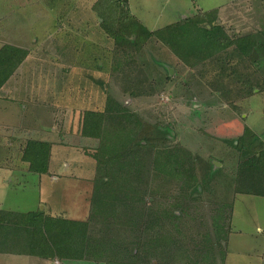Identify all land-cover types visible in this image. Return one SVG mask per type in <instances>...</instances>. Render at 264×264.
<instances>
[{
	"label": "rangeland",
	"instance_id": "374dc122",
	"mask_svg": "<svg viewBox=\"0 0 264 264\" xmlns=\"http://www.w3.org/2000/svg\"><path fill=\"white\" fill-rule=\"evenodd\" d=\"M95 1L0 0V48L10 42L16 45L20 43L21 46L18 47L29 50L21 62L8 66V69L15 67L14 72L0 86V216L7 215L10 211L8 213L22 214V219L44 217L49 219L51 226L61 225L66 234L70 227L83 223L87 226L92 206L98 198L96 194L101 185L99 179L103 176L114 179L110 166L115 167L120 160L112 153L107 139L108 146H102L100 138L83 135L81 129L85 113L91 109H104L106 95L110 93L147 121L168 125L174 131L171 137L173 143L186 146L195 156L193 158L198 159L199 165H196L200 168L199 173L205 171L200 164L208 163L209 160L221 167L218 182L208 186L206 192L203 190V195L198 200L200 217H206L207 221L203 225H208L211 235L215 234L217 226L213 225L212 217L219 218L215 217V210L218 207L221 219L231 208L230 230L225 228L222 239L225 264H264V196L241 194L239 191L234 192L229 186L235 183L233 178L239 162L249 153L244 151L245 154H240L231 140L237 138L242 127L248 125L251 132L246 135V142L264 144V76L258 78L260 86H256L251 95L233 96L230 103V99L228 102L221 100L218 103L216 98V103L209 107L208 104L204 105L206 99L194 96V77L202 76L197 73L193 76L190 67L185 66L170 49L154 40L155 43L148 48L151 51L144 48L140 50L138 57L151 61L147 58L150 53L165 65L159 69H151L155 78L153 88H146L144 95L139 97H130V86L133 89L136 86L129 79L131 76H125L122 80L119 76L117 80L118 74L114 73L116 78L111 74L123 72L124 69H118L111 61L114 41L101 29L100 23L96 28L98 12L94 10L93 14L90 10L94 9ZM128 1L132 14L149 30L164 27L182 17L194 15L199 10L213 8L220 10L222 22L232 24L237 30L252 29L257 32L264 27L262 21H259L261 16L253 8L258 0ZM52 4L56 13H50V9L46 7ZM69 11L71 14L67 15L68 22L74 17L81 22L82 17L85 19L84 24L95 20L94 27L89 29L88 25H80V32L75 30L73 39L63 38L64 29H55V19L62 15V23H65V14ZM253 15L258 17L255 23L249 21ZM253 19L256 20V17ZM81 34L87 38L82 39ZM257 35L260 36V33ZM35 38L37 45L32 42ZM93 39L95 43L96 39L100 41V46L96 44L99 51H92ZM68 41L72 51L85 50L83 55L80 52V56L88 57V70L84 67L79 71L89 74L93 72V79H78L77 74L73 73L76 70L66 68L68 62L63 60L66 55L62 49ZM83 42L85 45L82 48L79 46L78 50V43L83 45ZM219 54L223 58L233 55L228 48L221 50ZM259 56L264 68V53L257 57ZM72 58L76 59L77 55L73 54ZM166 65L169 76L165 70ZM8 69L4 71V77ZM252 70V81L243 83L246 85L241 88L245 91H249L256 77H259ZM131 73L135 77L136 72ZM225 76L223 86L228 89L232 87V82L243 79L232 72ZM4 77H0V84ZM7 92L10 93L8 98L5 96ZM209 99L208 97V101ZM105 130L109 131L108 128ZM225 138L230 140L225 141ZM108 140L113 139L109 137ZM33 142L46 143V149H49L46 167L42 165L44 158L36 159L41 163L36 162L40 166L38 172L30 170L34 160L27 157V148ZM126 161L128 167L118 171L123 172L121 179L132 167L130 156ZM243 179L240 187L246 184ZM107 186L113 187L114 184L108 183ZM186 192L190 194L189 190ZM186 192L177 194L181 201L186 198ZM106 219L111 221L108 217ZM0 228L3 230L2 226ZM1 229L0 233L3 232ZM99 234L101 236L104 233ZM73 235L75 237L74 232L72 237ZM7 236L9 235L4 234V238L0 236V264H56L55 259L60 264H100L59 257L54 259L37 255H9ZM132 236L129 233L130 239ZM58 241L59 251L70 252L72 243L69 238L66 241L60 236Z\"/></svg>",
	"mask_w": 264,
	"mask_h": 264
},
{
	"label": "trees",
	"instance_id": "16d2710c",
	"mask_svg": "<svg viewBox=\"0 0 264 264\" xmlns=\"http://www.w3.org/2000/svg\"><path fill=\"white\" fill-rule=\"evenodd\" d=\"M93 5L100 17L101 29L114 41L111 61L118 69H124L123 72L111 73L112 76L116 78L118 74L117 80L119 76L121 80L131 76L129 79L136 85L135 89L130 86V97H139L144 95L146 88H153L155 78L151 69L165 65L150 53L147 58L151 61L138 57L140 50L148 49L155 43L154 40L170 49L185 66L190 67L193 76L196 73L202 76L194 77V96L206 99L204 105L213 106L216 98L218 103L221 100L228 102L229 99L230 103L233 96H249L256 86H260L257 81L260 78L259 66L255 67L257 62L252 59L264 53V27L257 32L252 29L237 30L232 24L222 22L220 10L213 8L199 10L194 15L149 30L132 14L128 0H96ZM253 8L261 16L259 21L264 24V0L256 1ZM257 15L250 16L249 21L255 23ZM259 33L260 36L257 35ZM3 46L0 48V77H4V71L10 64L21 62L29 53L27 48L19 45L6 43ZM227 48L233 55L219 56L220 51ZM87 58H76L66 68L76 70L73 73L81 79L83 77L79 70L84 67L88 70ZM80 65L82 68H79ZM14 68L8 69L0 86L12 75ZM237 68L240 70L237 71ZM252 69L259 77H256L255 86L251 85V89L245 91L241 88L246 85L243 83L252 81ZM165 70L169 76L167 65ZM132 71L136 72L135 77H132ZM229 72L243 78L237 84L232 82L230 89L223 86L225 74ZM80 83L83 85L82 80ZM81 130L83 135L100 138L102 146L109 144L112 153L120 160L115 167L110 166L114 179L104 176L99 179L98 198L92 206L87 226L83 223L70 227L68 234L61 225L51 226L49 219L44 217H14V220L6 217L11 224L15 222L17 225L15 232L7 235L15 236L20 250L34 251L36 255L40 253L41 257L89 260L100 264H225L222 239L226 229L230 228L232 209H228L226 215L219 219L217 207L215 217L219 218L212 217L213 225L217 226L216 233L212 235L208 225L204 226L206 217H200L198 209L203 190L206 192L208 186L218 182L221 167L209 160L206 165L200 164L205 171L199 173L198 159L193 158L195 156L186 146L173 143L171 137L174 131L168 125L147 121L110 93L106 95L104 109H91L85 113ZM249 132L251 128L245 125L240 135L231 140L240 154L244 151L249 153L239 162L233 178L235 183L229 186L234 192L264 196V144L246 142L245 137ZM109 137L113 140H108ZM249 137L252 138L251 135ZM31 144L32 148H27V157L34 160L30 170L38 172L40 166L36 162L41 163L36 159L44 158L42 165L47 166L48 144ZM129 156L132 167L121 179L123 172L118 171L126 168ZM241 179L246 180L245 186H239ZM108 183L114 186L109 187ZM188 190L190 194L186 192ZM184 191L186 198L181 201L177 194ZM105 217L111 221L105 220ZM101 232L104 234L100 236ZM129 233L133 235L131 239ZM60 236L66 241L69 238L72 243L70 252L59 251Z\"/></svg>",
	"mask_w": 264,
	"mask_h": 264
},
{
	"label": "crops",
	"instance_id": "0c3cea01",
	"mask_svg": "<svg viewBox=\"0 0 264 264\" xmlns=\"http://www.w3.org/2000/svg\"><path fill=\"white\" fill-rule=\"evenodd\" d=\"M34 1V0H33ZM35 3L37 4V1H35ZM48 3V2H47ZM48 9H50V13H56L55 12V10H54V7H53V4L52 5H50V6H46ZM77 7V6H76ZM90 10H92L93 11V14H94V9H90ZM71 13H70V11L67 13V14H65V23H62V15H59V16H57L56 17V19H55V24H56V26H55V29H61V30H63V38H65V39H68V40H71V39H73L74 38V31L76 30V31H79L80 32V25H88L89 26V29H91L90 27H94V21L95 20H92L93 22H89L88 24H84V22H85V19H83L82 17H81V22H78V21H76V19H75V17L70 21V22H68L67 20H68V18H67V15H70ZM98 19H99V17H98ZM97 19V23H98V26L96 27V28H98L99 27V21H100V19L98 20ZM35 27V26H34ZM32 29H34V28H32ZM66 30V32H64ZM70 30V31H69ZM93 30H96V29H94L93 28ZM82 31V30H81ZM84 31V30H83ZM71 32H73V34L71 33ZM52 33V32H51ZM52 35H50V37H51ZM78 37V35H76V38ZM85 37L86 36H82V34H81V38L83 39H85ZM87 38V37H86ZM33 40V39H32ZM32 42H36V44L35 45H37V39L35 38L34 39V41H32ZM8 43H10V42H8ZM11 44H14V45H16L15 43H11ZM96 44L97 45H99L100 44V41H98L97 39H96V43H95V41H94V39L92 40V45H93V47H94V49L92 50L93 52L94 51H97L98 49H97V46H96ZM17 45H19V46H21V44L19 43V44H17ZM85 45V43L83 42V45H80L79 43H78V45H77V47H78V50H79V46H80V48H82V46H84ZM69 46H71V43L68 41V42H65V47L62 49V52H63V54H65L66 55V57H64L63 58V60H65V61H67L68 63H70L71 61H73L74 59L72 58V56H73V54H76L77 55V58H81V56H80V52L81 53H83L84 54V52H85V50L84 49H80V51H77L76 52V50H71L72 48L71 47H69ZM100 46V45H99ZM69 47V48H68ZM95 48H96V50H95ZM86 50H88V48L86 49ZM99 51V50H98ZM92 59H94L93 58V56H92ZM256 64H254V66L255 67H257V66H259V71L258 72H260V76L261 75H263L264 76V68H262V66H261V64L260 63H262L263 62V60L260 58V57H258V58H256ZM80 72V74L82 75V77L84 78H91V79H93V77L92 76H94V73L92 72L91 74H89V76H87L88 75V73H85V72H81V71H79ZM82 79V78H81ZM260 90H256V92H259ZM9 94L10 93H6L5 94V96L8 98V96H9ZM0 122H2L1 120H0ZM8 124H9V122H8ZM248 126V125H247ZM8 212H10V211H8ZM7 212V215H1L0 216V226H2L3 227V232L2 233H0V236L1 237H3L4 238V234H8V233H12L13 231H14V227L15 226H17V225H15L14 223H10L9 221H7L4 217H11L13 220H14V217H23L22 216V214H12V213H8ZM15 221L17 222V220L15 219ZM15 232V231H14ZM10 236V235H9ZM9 236H7V241H8V252H7V254H9V255H24V256H28V255H36V253L33 251V252H28V251H22V250H20V248L19 247H17V242H16V239H15V236L13 235V236H11V238L9 237ZM0 244H2V243H0ZM40 252H41V254L43 253V248L42 249H40ZM40 255V253H38L37 254V256H39ZM39 257H41V256H39ZM54 263H56V264H60V262L58 261V259H55L54 260Z\"/></svg>",
	"mask_w": 264,
	"mask_h": 264
}]
</instances>
